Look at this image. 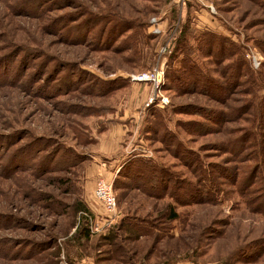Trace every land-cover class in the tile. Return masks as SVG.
Here are the masks:
<instances>
[{
    "label": "rangeland",
    "instance_id": "obj_1",
    "mask_svg": "<svg viewBox=\"0 0 264 264\" xmlns=\"http://www.w3.org/2000/svg\"><path fill=\"white\" fill-rule=\"evenodd\" d=\"M183 28L193 36L189 45L212 76L221 78L225 65L199 53L194 37L212 32L238 44L261 81L255 101L262 102L263 0H0V264H80L91 252L79 243L85 212L79 208L86 206L94 219L101 212L93 195L99 179L113 182L122 219L163 218V236L175 239L151 240L150 246L171 253L164 257L159 250L150 264H264V217L240 196L243 174L235 179L221 171L231 168L234 174L243 167L226 142L239 135H231L237 133H230L232 128L249 127L256 115L243 110L238 116L244 120L219 134H187L178 127L179 122L216 127L183 107L244 109L251 91L235 93L225 103L170 89L167 72L178 69L183 59L175 51ZM161 65L166 76L161 94L170 101L164 108L149 103V85L132 80ZM156 108L165 128L180 132V140L209 170L214 167L223 204L182 206L170 197L157 201L142 191L124 190L122 184L129 180L120 171L133 157L153 160L199 185L197 168L185 166L161 141L164 127L156 125L159 133H148ZM118 124H127L128 131L112 158L100 151L101 138ZM68 150L81 160L64 156ZM168 206L179 215L176 221H168Z\"/></svg>",
    "mask_w": 264,
    "mask_h": 264
},
{
    "label": "trees",
    "instance_id": "obj_2",
    "mask_svg": "<svg viewBox=\"0 0 264 264\" xmlns=\"http://www.w3.org/2000/svg\"><path fill=\"white\" fill-rule=\"evenodd\" d=\"M189 37L193 36H191L190 32L188 33L187 28H183L176 40L175 51L179 52V55L183 59L179 61L178 69L170 68L167 72L166 81H168L170 89L172 87L179 94L184 95L190 92L204 94L209 98L224 101L225 103L231 101L235 93L246 95L251 91L248 94L252 98L243 102L244 109H242V106H239L235 109L231 107L228 111L213 110L194 104L187 105L183 107V110L187 111L186 113L203 117L207 121L214 123L216 127L206 126V124L200 122H197V124L179 122L178 127L187 134H192L193 130L202 133L207 132L208 134L215 132L219 134L224 133L225 129L230 130L228 124L244 120L243 117L238 116L242 115L243 110L245 115H248L247 111L256 115L257 119L249 127L242 129L235 128L238 130L232 128L230 133L232 131H237V133L234 132L231 135H239L226 142V147L230 146L233 154L238 157L234 161L243 167L237 168V172L234 174L231 168H223L221 171L227 177L234 175L235 179L239 178L240 173L243 174L244 182L243 186H240V196L250 208L252 207L251 210L254 213L264 217V110L262 109L264 98L259 105L255 101L259 98L256 89L261 85V81L256 78L248 62L245 61L241 47L238 44L223 35L203 32L200 36L194 37L198 52L204 54L205 58L210 59L216 65H225L223 68L225 71L221 75V78H219L220 76H212L209 69L199 60V55L197 56L198 58L195 56V50L189 45ZM12 65L13 63L8 66L10 71L14 70ZM6 79L3 83L7 82ZM237 87L243 91L233 92L234 88L236 89ZM155 107L152 108L155 109ZM161 113L162 111L159 109L153 111L155 122H151L148 125V133L154 135L159 133L160 130H156V125L159 129L164 127L165 130L160 138L161 141L174 152L178 159L185 163V166L190 168L193 165L197 168L199 171V185L193 186L186 178L173 174L170 170L165 169L153 160L133 157L126 162L120 171V176L129 180V183L122 184L124 190H139L148 198L157 201L170 197L182 206L191 205V203L210 204V202L215 205L223 204L226 199L223 196L224 192L220 191L215 183L213 177L214 167L212 171L209 170V164H204L200 156L180 140V132L165 128L163 120H161L163 118ZM64 156L74 160H81V157L72 150L66 151ZM250 162L254 163V167L249 165ZM218 169L220 170L219 167ZM252 179H255L258 184L252 181ZM190 200L194 202H189ZM168 207L171 210L167 218L168 221H176L179 215L173 212L172 206ZM79 209L85 212L88 210L86 206H80ZM162 220L163 218L159 217L151 219L143 215H131L123 218L116 224L104 236V239L108 241L113 240V255H117L125 250L124 242L127 240L138 241L140 238H145L154 240V243H157L163 240L175 239L172 236H163L162 232L167 228L164 226ZM82 230L79 232V239L81 237L89 239L91 234L88 220H84ZM153 246L154 248L156 247L155 245ZM195 253L196 251L193 252L194 257ZM167 255L169 256V253Z\"/></svg>",
    "mask_w": 264,
    "mask_h": 264
},
{
    "label": "crops",
    "instance_id": "obj_3",
    "mask_svg": "<svg viewBox=\"0 0 264 264\" xmlns=\"http://www.w3.org/2000/svg\"><path fill=\"white\" fill-rule=\"evenodd\" d=\"M126 131H128L127 124L112 125L108 129V132L101 138L102 144L100 151L105 155H110L112 158L117 157L116 151L124 141ZM119 217L121 220L122 213L120 211ZM105 235L106 234L102 236L90 235L89 239L81 237L79 243H83L84 247L87 248L91 254H85L86 256L81 259L80 264H150L152 258L159 256L156 255L159 250L165 252V250L161 249L158 245H156L155 248L152 245L150 246V239L140 238L138 241H125V250L117 255H113V240H105ZM165 253L166 255H164V257H166L168 253L170 255L171 250L166 251ZM178 264H191V262H181Z\"/></svg>",
    "mask_w": 264,
    "mask_h": 264
},
{
    "label": "built area",
    "instance_id": "obj_4",
    "mask_svg": "<svg viewBox=\"0 0 264 264\" xmlns=\"http://www.w3.org/2000/svg\"><path fill=\"white\" fill-rule=\"evenodd\" d=\"M165 68L163 65L155 67L153 70L134 75L132 80L135 83L149 85L152 94L149 103H156L158 107L169 106L170 101L161 94L162 85L165 81ZM94 200L101 208V212L96 219L89 212L81 213L84 220L89 222V230L92 234H98L106 229H112L116 219L119 217L118 199L114 190L113 182L107 179H99L94 189Z\"/></svg>",
    "mask_w": 264,
    "mask_h": 264
}]
</instances>
